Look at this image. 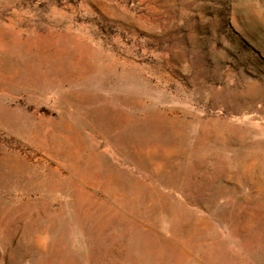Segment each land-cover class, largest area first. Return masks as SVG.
Wrapping results in <instances>:
<instances>
[{"label":"rangeland","instance_id":"374dc122","mask_svg":"<svg viewBox=\"0 0 264 264\" xmlns=\"http://www.w3.org/2000/svg\"><path fill=\"white\" fill-rule=\"evenodd\" d=\"M0 264H264V0H0Z\"/></svg>","mask_w":264,"mask_h":264}]
</instances>
